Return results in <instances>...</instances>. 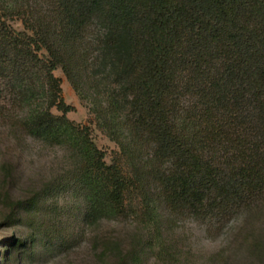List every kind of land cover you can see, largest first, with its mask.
Returning <instances> with one entry per match:
<instances>
[{
    "label": "trees",
    "instance_id": "16d2710c",
    "mask_svg": "<svg viewBox=\"0 0 264 264\" xmlns=\"http://www.w3.org/2000/svg\"><path fill=\"white\" fill-rule=\"evenodd\" d=\"M58 68L119 146L112 164L68 119ZM0 121L63 151L43 195L71 193L90 227L134 222L133 255L173 258L165 222L264 205V0H0Z\"/></svg>",
    "mask_w": 264,
    "mask_h": 264
},
{
    "label": "rangeland",
    "instance_id": "374dc122",
    "mask_svg": "<svg viewBox=\"0 0 264 264\" xmlns=\"http://www.w3.org/2000/svg\"><path fill=\"white\" fill-rule=\"evenodd\" d=\"M12 25L24 30L19 20ZM54 76L70 108L68 119L90 126L93 140L112 164L119 146L99 129L90 105L78 96L63 70L56 69ZM52 112L63 114L57 107ZM65 167L61 149L16 135L0 121V264H166L168 259L169 264H264L247 243L253 233L251 243L264 239V205L252 215L241 214L221 224L194 218L165 222L161 240L173 258L150 249L136 256L137 252L132 254L140 235L136 223L102 222L90 227L83 220L80 201L71 193L42 194L48 184L61 179ZM18 202L23 206L12 211ZM14 214L16 221H10Z\"/></svg>",
    "mask_w": 264,
    "mask_h": 264
}]
</instances>
